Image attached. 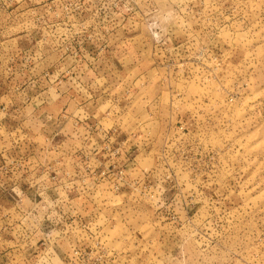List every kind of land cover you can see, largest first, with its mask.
I'll list each match as a JSON object with an SVG mask.
<instances>
[{"label": "rangeland", "instance_id": "374dc122", "mask_svg": "<svg viewBox=\"0 0 264 264\" xmlns=\"http://www.w3.org/2000/svg\"><path fill=\"white\" fill-rule=\"evenodd\" d=\"M0 264H264V0H0Z\"/></svg>", "mask_w": 264, "mask_h": 264}]
</instances>
